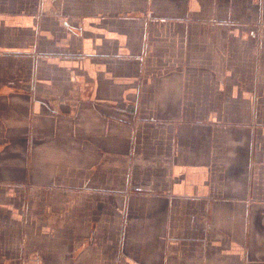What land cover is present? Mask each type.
<instances>
[{
    "label": "crops",
    "instance_id": "crops-1",
    "mask_svg": "<svg viewBox=\"0 0 264 264\" xmlns=\"http://www.w3.org/2000/svg\"><path fill=\"white\" fill-rule=\"evenodd\" d=\"M0 264H264V0H0Z\"/></svg>",
    "mask_w": 264,
    "mask_h": 264
}]
</instances>
